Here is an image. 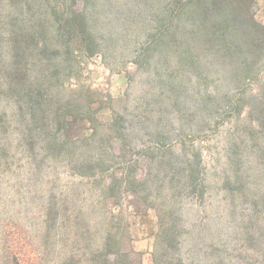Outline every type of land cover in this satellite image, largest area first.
Segmentation results:
<instances>
[{"label":"trees","instance_id":"1","mask_svg":"<svg viewBox=\"0 0 264 264\" xmlns=\"http://www.w3.org/2000/svg\"><path fill=\"white\" fill-rule=\"evenodd\" d=\"M27 1L0 0V264H146L144 253L133 246L130 221L109 223L104 216L121 191L119 181L106 176L116 159L124 166L126 193L143 202L153 198L156 237L165 248L160 242L151 264H186L179 205L197 192L198 181L195 158L185 151L186 126L173 119L167 132H143L138 126H146L149 118L125 126L124 113L107 128L97 117L99 108L92 109V98L79 105L64 94L45 63L54 59L49 50L63 46L68 29L74 36L72 50L97 53L90 45L94 36L86 13L71 11L69 18L54 23L29 20L19 10ZM254 1L171 0V11L189 13L196 29L220 36L229 49L232 41L237 52L256 61L264 53V24L252 12ZM13 6L19 9L11 13ZM154 38L150 45L157 43ZM176 86L191 89L187 82ZM202 89L203 102L221 99L223 109L231 107V86L222 92ZM84 122L93 128L91 135H85ZM145 140L148 144L141 145ZM154 173L166 174L160 187L149 179ZM71 174L90 184L89 190L72 193L65 184ZM95 196L90 207L88 200ZM241 222L242 230L234 235L221 230L214 236L206 226L198 231L195 226L191 232L201 247L193 263L264 264L263 227L254 215Z\"/></svg>","mask_w":264,"mask_h":264},{"label":"rangeland","instance_id":"2","mask_svg":"<svg viewBox=\"0 0 264 264\" xmlns=\"http://www.w3.org/2000/svg\"><path fill=\"white\" fill-rule=\"evenodd\" d=\"M17 9L13 6L11 13ZM22 9L29 20L36 17L47 23L66 20L71 11L86 13L94 36L90 45L98 48L97 53L90 56L80 47L72 50L74 36L68 29L63 46L49 50L54 59L45 63L64 94L76 98L79 105L92 98V109L99 108L97 117L107 128L117 114L124 113L125 126L133 119L142 125L143 118H149L143 130L138 126L143 132H167L173 119L186 126L185 151L195 158L198 174L197 192L179 205L184 214L181 255L186 264H194V251L201 247L193 239L195 226L196 231L206 226L214 236L221 230L234 235L242 230L241 220L254 215L264 229V53L251 61L234 49L232 41L230 49L225 47L220 36L196 29L189 13H173L171 0H28L21 13ZM252 12L264 24V0H255ZM153 35L157 43L150 45ZM235 71L241 74L230 76ZM181 82L190 83V91L177 89ZM227 86L234 88L231 107L223 109L221 99L206 97L203 102L202 88L218 87L222 92ZM82 126L86 136L93 133L86 122ZM116 160L106 176L119 181L121 191L103 210L104 216L109 223L130 221L133 246L151 264L160 242L165 248L156 237L153 198L143 202L126 193L124 166ZM165 176L154 173L149 179L160 187ZM81 183L75 174L66 176L72 193L89 190L90 184ZM95 199L88 200L90 207ZM71 249L72 245L68 252ZM60 252L64 255L67 250L61 245Z\"/></svg>","mask_w":264,"mask_h":264}]
</instances>
